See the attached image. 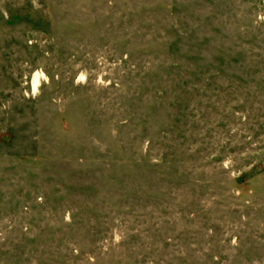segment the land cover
Listing matches in <instances>:
<instances>
[{
    "label": "rangeland",
    "instance_id": "rangeland-1",
    "mask_svg": "<svg viewBox=\"0 0 264 264\" xmlns=\"http://www.w3.org/2000/svg\"><path fill=\"white\" fill-rule=\"evenodd\" d=\"M0 264H264V0H0Z\"/></svg>",
    "mask_w": 264,
    "mask_h": 264
},
{
    "label": "bare ground",
    "instance_id": "bare-ground-1",
    "mask_svg": "<svg viewBox=\"0 0 264 264\" xmlns=\"http://www.w3.org/2000/svg\"><path fill=\"white\" fill-rule=\"evenodd\" d=\"M38 82H39V79H38V77H36V78H35V81H34V83H33V88H34V89H37Z\"/></svg>",
    "mask_w": 264,
    "mask_h": 264
}]
</instances>
